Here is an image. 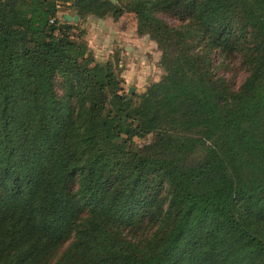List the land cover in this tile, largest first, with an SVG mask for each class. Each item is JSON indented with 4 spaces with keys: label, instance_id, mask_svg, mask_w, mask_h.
<instances>
[{
    "label": "trees",
    "instance_id": "obj_1",
    "mask_svg": "<svg viewBox=\"0 0 264 264\" xmlns=\"http://www.w3.org/2000/svg\"><path fill=\"white\" fill-rule=\"evenodd\" d=\"M126 13L129 96L80 24ZM0 264H264V0H0Z\"/></svg>",
    "mask_w": 264,
    "mask_h": 264
},
{
    "label": "rangeland",
    "instance_id": "obj_2",
    "mask_svg": "<svg viewBox=\"0 0 264 264\" xmlns=\"http://www.w3.org/2000/svg\"><path fill=\"white\" fill-rule=\"evenodd\" d=\"M161 16L171 24L178 23L172 16ZM80 24L85 27L87 41L94 56L98 60L114 59L115 69L123 78L125 92L128 93L130 86L134 87L133 91H140L149 82L159 78L162 72L158 65L160 52L147 35L140 37L134 33L132 15L126 13L117 21L109 17L99 19L87 16ZM219 72L235 85L245 75L237 59L229 61L228 67L220 68ZM150 137L138 140L142 148L149 143Z\"/></svg>",
    "mask_w": 264,
    "mask_h": 264
},
{
    "label": "water",
    "instance_id": "obj_3",
    "mask_svg": "<svg viewBox=\"0 0 264 264\" xmlns=\"http://www.w3.org/2000/svg\"><path fill=\"white\" fill-rule=\"evenodd\" d=\"M63 18L66 19V20H70L73 18V20H77L78 19V15L75 14V15H71L69 12H64L63 13ZM134 90V87L133 86H130L129 89H128V96L133 92Z\"/></svg>",
    "mask_w": 264,
    "mask_h": 264
},
{
    "label": "crops",
    "instance_id": "obj_4",
    "mask_svg": "<svg viewBox=\"0 0 264 264\" xmlns=\"http://www.w3.org/2000/svg\"><path fill=\"white\" fill-rule=\"evenodd\" d=\"M64 12H68V11H64ZM64 12H63V13H64ZM93 17H94V16H93ZM95 18H96V17H95ZM99 19H101V18H99ZM132 29H133V27H132ZM140 37H141V36H140Z\"/></svg>",
    "mask_w": 264,
    "mask_h": 264
},
{
    "label": "built area",
    "instance_id": "obj_5",
    "mask_svg": "<svg viewBox=\"0 0 264 264\" xmlns=\"http://www.w3.org/2000/svg\"><path fill=\"white\" fill-rule=\"evenodd\" d=\"M52 20H53V18L50 19V21H52Z\"/></svg>",
    "mask_w": 264,
    "mask_h": 264
}]
</instances>
